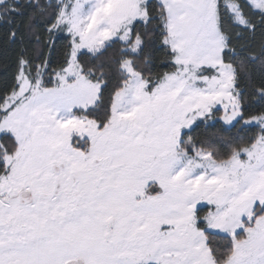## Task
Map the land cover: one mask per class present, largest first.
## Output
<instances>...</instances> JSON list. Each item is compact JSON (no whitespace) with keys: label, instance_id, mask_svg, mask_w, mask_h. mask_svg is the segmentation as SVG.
<instances>
[{"label":"snow or ice","instance_id":"1","mask_svg":"<svg viewBox=\"0 0 264 264\" xmlns=\"http://www.w3.org/2000/svg\"><path fill=\"white\" fill-rule=\"evenodd\" d=\"M0 47V264H264V0H0Z\"/></svg>","mask_w":264,"mask_h":264},{"label":"trees","instance_id":"2","mask_svg":"<svg viewBox=\"0 0 264 264\" xmlns=\"http://www.w3.org/2000/svg\"><path fill=\"white\" fill-rule=\"evenodd\" d=\"M64 42H65L64 40H60V41H58V44H63ZM10 60H11V53L10 52H6L2 47H0V64H2L5 61H9L10 62ZM221 115H222L221 110L216 113L217 117H219ZM215 130H216L215 128L214 129H210V131H215ZM198 131H203V126H201V129H199ZM204 211H207V209H205Z\"/></svg>","mask_w":264,"mask_h":264},{"label":"rangeland","instance_id":"3","mask_svg":"<svg viewBox=\"0 0 264 264\" xmlns=\"http://www.w3.org/2000/svg\"><path fill=\"white\" fill-rule=\"evenodd\" d=\"M217 107L221 110L222 115H223V107H222V105H217Z\"/></svg>","mask_w":264,"mask_h":264}]
</instances>
